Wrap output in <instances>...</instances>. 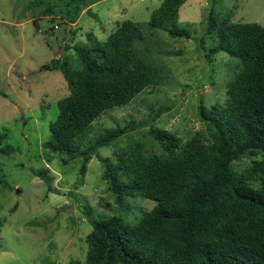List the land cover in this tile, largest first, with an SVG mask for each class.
I'll list each match as a JSON object with an SVG mask.
<instances>
[{
    "label": "trees",
    "instance_id": "1",
    "mask_svg": "<svg viewBox=\"0 0 264 264\" xmlns=\"http://www.w3.org/2000/svg\"><path fill=\"white\" fill-rule=\"evenodd\" d=\"M96 1L29 3L42 6V15L62 10L71 23ZM184 1L161 0L145 23L116 22L103 41L87 32L86 42L73 45L74 60L55 57L40 65L43 71H59L68 88L57 101L42 147L62 156V164L80 159V182L97 149L130 129L105 128L86 143L92 122L166 83L164 65L143 53L145 45L140 52L136 44L145 38L143 27L149 35L161 29L172 39L190 38L188 29L177 24ZM216 2L209 0L195 48L204 63L212 64L220 52L232 59L225 96L208 105L198 102L205 130L185 137L183 131L150 127L145 133L157 151L134 141L115 147L113 161L98 157L117 214L94 219L92 209L80 203L92 228L84 238V259L67 264H264V25L233 21L229 12L218 17ZM63 47L71 46L65 42ZM162 112L157 110L151 120ZM4 140L0 133V153L8 154L11 148ZM243 158L247 163L235 168ZM33 173L46 177V171ZM47 192H53L50 186ZM134 199L154 204L139 205V217L127 222L121 214L131 211L127 203Z\"/></svg>",
    "mask_w": 264,
    "mask_h": 264
},
{
    "label": "rangeland",
    "instance_id": "2",
    "mask_svg": "<svg viewBox=\"0 0 264 264\" xmlns=\"http://www.w3.org/2000/svg\"><path fill=\"white\" fill-rule=\"evenodd\" d=\"M29 1L0 0V133L11 148L8 154L0 153V264H67L70 259H84V238L92 228L79 204L89 206L94 219L117 214L101 179L98 157L113 161L115 147L134 141L157 151L145 133L150 127L183 131L185 137L205 130L197 104L201 100L208 105L225 96L227 66L233 61L220 52L212 64L204 63L195 48L209 0H185L180 6L177 24L188 29V39H172L161 29L149 35L143 27L145 38L136 49L141 52L145 45L143 53L161 62L169 77L165 84L147 88L126 106L107 110L92 122L86 143L105 128L126 125L130 129L97 149L80 182V159L62 164V156L42 147L57 101L68 88L59 71H43L40 65L55 57L74 60L73 45L86 42L87 32L103 41L116 22H147L161 0H97L71 23L62 10L42 15V6ZM214 12L218 17L229 12L233 21L264 25V0H217ZM65 42L69 49H64ZM159 109L163 112L151 120ZM239 161L234 163L237 169L248 160ZM44 171L47 178L33 173ZM47 186L53 192H47ZM127 204L131 211L121 215L133 222L140 215L139 205L150 208L154 202L134 199Z\"/></svg>",
    "mask_w": 264,
    "mask_h": 264
}]
</instances>
